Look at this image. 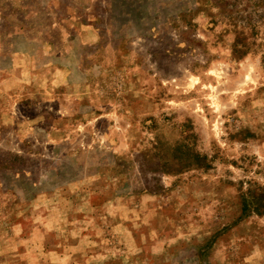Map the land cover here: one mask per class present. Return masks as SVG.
<instances>
[{
    "label": "rangeland",
    "instance_id": "rangeland-1",
    "mask_svg": "<svg viewBox=\"0 0 264 264\" xmlns=\"http://www.w3.org/2000/svg\"><path fill=\"white\" fill-rule=\"evenodd\" d=\"M261 186L264 0H0V264H264Z\"/></svg>",
    "mask_w": 264,
    "mask_h": 264
},
{
    "label": "trees",
    "instance_id": "trees-1",
    "mask_svg": "<svg viewBox=\"0 0 264 264\" xmlns=\"http://www.w3.org/2000/svg\"><path fill=\"white\" fill-rule=\"evenodd\" d=\"M196 166L202 167L204 157H200L197 154ZM207 166V165H206ZM254 211L257 215H264V186L258 187L256 191L249 189L241 200V212L247 214Z\"/></svg>",
    "mask_w": 264,
    "mask_h": 264
}]
</instances>
